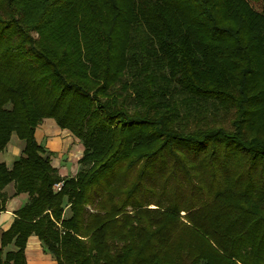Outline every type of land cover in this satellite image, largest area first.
I'll list each match as a JSON object with an SVG mask.
<instances>
[{"label":"trees","instance_id":"1","mask_svg":"<svg viewBox=\"0 0 264 264\" xmlns=\"http://www.w3.org/2000/svg\"><path fill=\"white\" fill-rule=\"evenodd\" d=\"M45 119L84 146L75 177ZM13 135L0 191L30 202L0 264L31 235L57 264H264V0H0V152Z\"/></svg>","mask_w":264,"mask_h":264},{"label":"crops","instance_id":"2","mask_svg":"<svg viewBox=\"0 0 264 264\" xmlns=\"http://www.w3.org/2000/svg\"><path fill=\"white\" fill-rule=\"evenodd\" d=\"M45 121H47L45 123ZM42 125L36 129L37 142L43 146L45 141V148L50 153L52 166L57 170V174L63 178L75 177L80 171V159L83 152L77 154L75 157L67 156L71 147L76 144V140L70 131L61 129L53 119H46ZM16 135H13L5 151L0 152V164H5L9 169L17 159L22 156L24 150V142H22ZM76 139V140H75ZM67 141V142H66ZM16 193L15 184L7 185L0 191V234L8 231L15 219L17 212L30 202L28 193ZM69 208L66 207V211ZM14 246H9L7 251H15ZM25 258L27 264H57L55 257L45 251L42 242L36 235L28 237L25 246Z\"/></svg>","mask_w":264,"mask_h":264},{"label":"rangeland","instance_id":"3","mask_svg":"<svg viewBox=\"0 0 264 264\" xmlns=\"http://www.w3.org/2000/svg\"><path fill=\"white\" fill-rule=\"evenodd\" d=\"M46 120V119H45ZM44 120V121H45ZM47 121H45V123H46ZM17 138V137H16ZM76 140V139H75ZM67 142V141H66ZM44 144H43V147L45 148V141L43 142ZM71 149H70V152L68 153V154H65L66 155V157L67 156H70L69 154H71V156L72 157H75L77 154H79V153H81V152H83V146H82V143L80 142V141H78V140H76V144L74 145V146H72L71 147V144H70V146H69ZM46 149V148H45ZM80 169H81V167H80ZM79 169V170H80ZM90 209V208H89ZM71 216V212H70V210L68 209L67 211H66V214H65V217L66 218H68V217H70Z\"/></svg>","mask_w":264,"mask_h":264},{"label":"built area","instance_id":"4","mask_svg":"<svg viewBox=\"0 0 264 264\" xmlns=\"http://www.w3.org/2000/svg\"><path fill=\"white\" fill-rule=\"evenodd\" d=\"M62 186V182L61 183H57V184H55V187L56 188H60Z\"/></svg>","mask_w":264,"mask_h":264}]
</instances>
